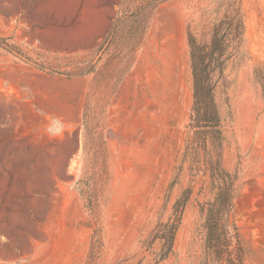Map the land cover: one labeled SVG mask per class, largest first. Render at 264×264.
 <instances>
[{
  "label": "rangeland",
  "instance_id": "obj_1",
  "mask_svg": "<svg viewBox=\"0 0 264 264\" xmlns=\"http://www.w3.org/2000/svg\"><path fill=\"white\" fill-rule=\"evenodd\" d=\"M230 2L244 33L217 90L222 162L244 264H264V0H0V264H202L210 182L177 170L188 33L208 42ZM186 189L158 262L155 229Z\"/></svg>",
  "mask_w": 264,
  "mask_h": 264
},
{
  "label": "trees",
  "instance_id": "obj_2",
  "mask_svg": "<svg viewBox=\"0 0 264 264\" xmlns=\"http://www.w3.org/2000/svg\"><path fill=\"white\" fill-rule=\"evenodd\" d=\"M243 33L241 9L234 2L225 4L221 18L212 25L208 42L198 43L188 33L192 107L181 165L177 170L179 176L187 165L191 177L202 175L210 182L211 198L199 208L202 264H244L245 249L232 221L237 176L223 166L224 136L217 103V90L222 85L226 68L236 56ZM253 79L264 95V64L253 70ZM190 194L191 189L184 190L175 201L169 219L155 229V240L160 243L158 262L172 251Z\"/></svg>",
  "mask_w": 264,
  "mask_h": 264
}]
</instances>
